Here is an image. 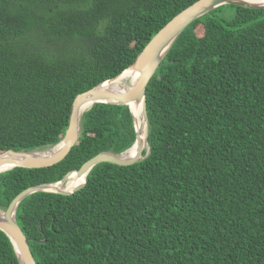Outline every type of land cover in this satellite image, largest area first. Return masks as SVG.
Returning <instances> with one entry per match:
<instances>
[{"label": "trees", "instance_id": "1", "mask_svg": "<svg viewBox=\"0 0 264 264\" xmlns=\"http://www.w3.org/2000/svg\"><path fill=\"white\" fill-rule=\"evenodd\" d=\"M196 1L0 0V154L57 145L74 98ZM145 94L144 160L98 164L77 192L17 206L35 264H264V9L223 5L193 21ZM134 141L127 106L94 104L61 162L0 174V211ZM0 264H18L2 232Z\"/></svg>", "mask_w": 264, "mask_h": 264}, {"label": "water", "instance_id": "2", "mask_svg": "<svg viewBox=\"0 0 264 264\" xmlns=\"http://www.w3.org/2000/svg\"><path fill=\"white\" fill-rule=\"evenodd\" d=\"M223 5H234L248 9H264V5L249 3L245 0H198L162 27L145 45L138 54L135 61L118 76L78 94L71 104L68 126L61 141L47 150L31 152L6 151L0 154V174L14 168L27 170L42 169L54 166L61 162L76 145L80 135V119L84 112L88 111L94 104H106L111 106H127L131 115L135 141L130 149L115 155L112 153H99L86 161L79 170L68 172L59 182L54 184H43L29 187L19 193L8 205L6 210L0 211V232H2L12 245L18 264H35L30 252L29 240L24 237L22 231L15 221L17 206L28 196L35 193H54L63 196L71 195L80 190L86 183V176L91 169L98 164H112L119 167H128L141 162L147 157L148 147L146 143L147 113H146V87L150 79L160 67L166 54L174 41L189 24L207 14L213 9ZM136 75L134 82L125 86L123 91H118L119 78L122 74ZM133 105V107L129 106ZM135 106H139L140 119L143 126L137 127V118L134 113ZM145 126L146 149L141 142V134ZM134 155L124 158L131 150ZM143 151L145 154L143 155ZM84 176L80 185L70 192L60 191L57 187L65 183L72 175Z\"/></svg>", "mask_w": 264, "mask_h": 264}, {"label": "bare ground", "instance_id": "3", "mask_svg": "<svg viewBox=\"0 0 264 264\" xmlns=\"http://www.w3.org/2000/svg\"><path fill=\"white\" fill-rule=\"evenodd\" d=\"M249 3H256V4H260V5H264V0H245ZM136 75H132V74H128L127 72H125L124 74L121 75V77L119 78V84L121 85L120 87H118V91H123L125 86H129L131 85L134 80H135ZM131 106V105H129ZM133 107V105L131 106ZM136 108H134V113L135 116L137 118V127L143 126V122L140 119V114H139V106H135ZM141 142L144 146V149H146V144H145V126L143 128V132L141 134ZM134 155V150L131 149L126 156L124 155V158H131ZM73 175V177L70 179V177ZM66 181L64 184L59 185L57 188L60 191H64V192H70L72 191L74 188H76L78 185H80L84 179V176L81 177H77L76 174H72ZM69 179L71 181H69ZM1 215V212H0Z\"/></svg>", "mask_w": 264, "mask_h": 264}, {"label": "rangeland", "instance_id": "4", "mask_svg": "<svg viewBox=\"0 0 264 264\" xmlns=\"http://www.w3.org/2000/svg\"><path fill=\"white\" fill-rule=\"evenodd\" d=\"M129 149H130V148H129ZM126 151H127V150H126ZM124 152H125V151H124ZM124 152H123V153H124ZM26 170H27V169H26ZM70 178H71V177H70ZM71 180H72V179H71ZM71 180L69 179V181H71ZM42 185H43V184H42ZM43 193H46V192H43Z\"/></svg>", "mask_w": 264, "mask_h": 264}]
</instances>
